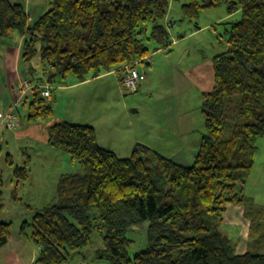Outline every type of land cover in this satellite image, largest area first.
Instances as JSON below:
<instances>
[{"label": "trees", "instance_id": "16d2710c", "mask_svg": "<svg viewBox=\"0 0 264 264\" xmlns=\"http://www.w3.org/2000/svg\"><path fill=\"white\" fill-rule=\"evenodd\" d=\"M170 1L51 0L30 21L21 3L0 0V37L21 36L20 62L31 65L40 57L46 84L69 74L84 81L142 61L150 52L147 41L163 48ZM222 3L229 17L240 11V18L219 23L225 49L213 55L214 84L201 95L205 132L193 162L142 144L119 157L97 142L93 126L53 123L49 144L83 172L63 175L56 201L21 223L19 233L38 248L33 264L66 263L92 243L95 229L101 240L96 257L108 264H264V251L238 254L221 230L227 205L246 204L244 188L264 136V0H182L181 10L196 19L201 9ZM31 94L28 119L51 117L40 89ZM13 174L17 182L28 177L25 166ZM2 184L0 168V206ZM145 223V245L130 254L128 231ZM10 228L11 222L0 221V247ZM260 237L264 242V230Z\"/></svg>", "mask_w": 264, "mask_h": 264}, {"label": "rangeland", "instance_id": "374dc122", "mask_svg": "<svg viewBox=\"0 0 264 264\" xmlns=\"http://www.w3.org/2000/svg\"><path fill=\"white\" fill-rule=\"evenodd\" d=\"M50 1L10 0L25 7L30 21L37 20L49 8ZM181 3L182 0H171L168 8L173 22L170 28L171 40H179V43L175 44L174 40L168 49L155 50L153 42H146L149 54L152 55L151 61H154L153 72L139 83L137 91L124 90L117 75L110 76L117 81L112 84L108 78H103L72 89L59 88L57 85L69 84L72 78L77 80L74 75L69 74L64 79L56 76L50 82L53 83L52 95L45 99V102L51 104L53 114L47 119L36 121H30L27 117L32 94L23 96L25 102L19 107L18 125L14 129H4L6 131L3 130L0 139L3 180L0 218L11 222V229L19 230L21 223L24 220L30 221L35 211L56 201V186L63 174L83 172L68 153L49 144L48 128L56 118L93 123L101 142L119 157L130 156L138 138H143L142 142L153 144L156 146L154 150L164 156L184 164L193 162L199 147L198 141L205 132V120L201 112L202 93L187 79L190 78L189 73L193 74V67L203 58H209L225 49L222 37L225 25L219 23L239 19L240 11L229 17L227 6L222 3L201 9L196 19H190L183 16ZM195 30H198L197 34L181 38L182 34ZM21 41L17 33L6 38L0 37V110L7 109L15 102L18 95L13 87L19 80L28 79L32 83L42 84L48 82L38 56L32 60V71L29 68L31 65L20 60L15 71L10 67L12 62L9 64L10 59L7 57L21 45ZM138 69L142 70L143 66ZM189 129L190 133L187 131ZM180 130H183V135ZM189 143L192 147L180 154V146L185 148ZM165 144H170L172 148L164 147ZM257 144L254 167L244 193L254 195L260 204H264V136L259 138ZM16 166L26 167V180L17 182L13 174ZM146 226L147 223L143 229L136 230L134 227L132 229L135 230L128 231V236L133 239L130 254L145 245ZM31 247H36L33 241ZM99 247L101 240L95 229L92 243L81 248L64 264H108L96 257V249Z\"/></svg>", "mask_w": 264, "mask_h": 264}, {"label": "crops", "instance_id": "0c3cea01", "mask_svg": "<svg viewBox=\"0 0 264 264\" xmlns=\"http://www.w3.org/2000/svg\"><path fill=\"white\" fill-rule=\"evenodd\" d=\"M168 20L171 23H173L171 19V10L168 11ZM198 29H200V27H198ZM197 33H198V30H195L188 34H182L181 38L184 37L183 39H185L187 36L192 35V34H197ZM174 40L176 42V39ZM178 43H179V40L175 44H178ZM20 47L21 45L15 48L14 52L9 53V56L7 57L8 59H10L8 63L10 64L12 62L10 67L14 69V71H15V67L19 63ZM212 57L213 55L210 56L209 58H203V60H201L197 65H195L193 67V74L189 73L190 78L187 79L188 82H193L194 85L198 88V91H200L201 93L211 90L214 84ZM151 59H152V55L149 54L145 59L135 64L136 69L139 72H141V78L139 82L140 84L142 81H144L147 78V76L152 74L151 72H153L154 61L152 62ZM141 65L143 66V69L139 70L138 67H140ZM146 67H147L148 72L145 69ZM113 75H117L119 78V81H121V78L123 77L124 72L123 71L106 72L96 77H92L89 79L87 78L84 81H78L72 78L69 81V84L64 82L65 83L64 85L59 84V86L57 85V87L59 88L61 87L65 89H72L75 87L89 84L92 81L101 80L103 78H108L107 79L108 82L112 84L114 82H117L114 77H110ZM14 80L15 79H13L11 85L13 84ZM49 84L50 86L53 87V83L49 82ZM52 87H51V95H52ZM5 110L4 109L0 110V115L3 114ZM133 110L135 112L139 111L137 109H133ZM59 121H65V120H62V119L57 120L56 118L55 121L52 122L50 125H52L53 123L59 122ZM70 122L79 123V124H89L93 126L95 129L97 142L101 146L107 149H110L108 146H105V144L101 142L97 128L93 123H89L86 121L85 122L78 121V120H73V121L70 120ZM187 131H189V133L191 132L190 129ZM184 132L186 133V130H184ZM107 133L110 136V133L108 130H107ZM180 134L181 135L184 134L183 130H180ZM138 139L139 140L137 142V145L142 144L151 150L153 149L152 151H155L154 148L156 146H154L153 144H148L146 141L142 142L143 138H138ZM189 144L190 145L186 144L185 148L183 145L180 146L182 149L180 154H182L186 149H189L190 147H192L191 143ZM195 144H196V140H195ZM198 144H199V141H198ZM110 147H113V146H110ZM164 147H170V149L172 148L170 144H165ZM66 174H63V175H66ZM57 186H58V183H57ZM245 198H246V204H228L227 205L226 210L223 214L224 221L221 226L222 232L228 235L232 240L234 238V234H236L235 239L233 241L235 243V252L238 254H243L249 248L264 251V242L262 241V238L260 237L264 230V204H260L259 201L256 200V197L252 194L245 195ZM260 209H263V211L259 212ZM0 221H6V220L0 218ZM31 246H32V241L30 239L21 235L19 233V230L10 228V233H9L7 242L3 246L0 247V264H33L36 259L37 253H38V248L37 246L34 248H32Z\"/></svg>", "mask_w": 264, "mask_h": 264}, {"label": "built area", "instance_id": "2783aa9c", "mask_svg": "<svg viewBox=\"0 0 264 264\" xmlns=\"http://www.w3.org/2000/svg\"><path fill=\"white\" fill-rule=\"evenodd\" d=\"M165 22L167 29L169 30L170 33V28L172 23L170 24V21L168 20V12L165 17ZM172 44H173V40H171V34H170V38L167 44L162 49L166 50ZM138 62L139 61H137L135 64H137ZM121 70H123L124 75L121 78L120 82L124 90L131 92L137 91L141 78V72H139L136 69L135 65H125L124 67L121 68ZM35 88L40 89L41 97L48 98L51 96V86L49 84L31 83L27 79L19 80V82L16 84L14 90L17 92L18 96L16 97L15 102L12 105H10L3 112V114L0 115V139L4 129H14L18 125L19 107L24 103V100H22V98L27 94H31Z\"/></svg>", "mask_w": 264, "mask_h": 264}]
</instances>
